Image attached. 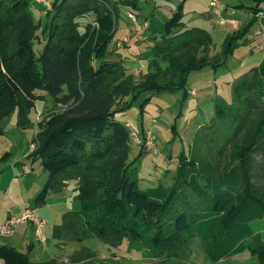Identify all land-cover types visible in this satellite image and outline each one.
<instances>
[{"label":"trees","instance_id":"16d2710c","mask_svg":"<svg viewBox=\"0 0 264 264\" xmlns=\"http://www.w3.org/2000/svg\"><path fill=\"white\" fill-rule=\"evenodd\" d=\"M185 1L155 40L148 74L136 78L108 54L121 8L137 9V0H54L44 21L34 19L31 0H0V120L16 113L17 126L27 128L43 97L38 92L62 107L38 122L35 149L27 157L49 175L36 207L77 182L80 208L54 228L57 247L89 239L117 247L127 240L156 259H187L190 243L198 239L211 264L244 252L264 264V240L251 228L264 219V17H258L264 0L238 7L252 20L227 35L216 56H210L207 31L184 29ZM89 15L94 22L81 32L80 21ZM257 22L262 62L233 82L229 101L214 100L213 117L195 132L189 152L179 155L172 184L142 190L135 165L146 151L141 147L130 159V129L117 115L143 95V119L153 95L181 94L171 126L175 137L191 77L225 68ZM39 33L44 44L36 52ZM32 254V245L26 254L0 247L4 264H63L35 262Z\"/></svg>","mask_w":264,"mask_h":264},{"label":"rangeland","instance_id":"374dc122","mask_svg":"<svg viewBox=\"0 0 264 264\" xmlns=\"http://www.w3.org/2000/svg\"><path fill=\"white\" fill-rule=\"evenodd\" d=\"M182 2L183 0H174V2L172 3H170L168 0H162V3L160 4V8L155 12V15H154L155 17H152V19L150 20V23H149L150 27L146 32L147 34L146 37L144 38V40H147V42L141 41V45L139 46V50L143 52V56H145L147 59L151 57V50L149 51V48L147 47V45L154 44L155 40L161 39V37L165 34V24L171 19L173 14L177 11L176 4L178 3L180 4ZM227 3L243 4L245 6H252L254 4V1L253 0H239V1L227 0ZM31 4L32 6H34L36 3L34 0H31ZM223 4L225 3L223 2ZM202 10H205V9L203 7V4H201L199 0L196 2L194 0H189V1L186 0L183 3V13L185 17V23L191 27L209 26L208 19H206L208 21L207 22L204 16H202L203 14H201ZM40 13L41 15L39 16L41 17L45 16L44 14L42 15V11ZM124 13H125L124 9L120 10V13L117 17V25L122 21H129L127 16ZM248 14H249L248 10L243 9V8H236L234 18L237 22H240L239 29H243L252 20V16ZM259 14H262V13H259ZM259 14H258L259 19L261 17H264L263 14L262 15H259ZM259 19H258V22L261 21ZM93 22H94V17L92 15H89L86 18L82 19L80 21V31L83 32L85 26L88 23H93ZM258 22L256 24H258ZM136 23L138 24L137 19H136ZM205 23L207 24L205 25ZM213 23L217 27L215 29V33L213 34L217 43L220 41V39L218 38L220 36L218 35L219 31L222 30L221 34L223 36L225 34L229 35L237 31L233 29V27L228 26L229 28L228 29L225 25H223L225 26L223 27L215 21ZM256 24L250 29L248 35L246 36L245 38L246 42H244L243 47H241L242 49L238 52L239 54L243 53L245 48H248V46L251 47L252 55L258 52H262L263 32L261 31V27L259 25L257 27ZM43 25H44V22H43ZM227 30H229L228 34H227L228 32ZM43 44H44L43 36L39 33V40L37 41L36 47H35L36 52H39L42 49ZM262 60H263L262 54L258 55L256 58L249 59L248 62H250V65L248 67L250 69L257 67L262 62ZM228 64L229 62L227 63V66ZM227 73L228 71L225 72V74ZM242 75L243 74L239 75V77ZM192 92L193 91L189 92V96L195 95V93L193 94ZM38 94L42 95L43 97H42V100L37 102L34 111L30 113V117H29L30 123L27 128L21 129L20 127L17 126V114L16 113L12 114L10 117L4 120H0V172L4 173L3 174L4 177H7L8 175L9 176L12 175V170L14 166L17 163H20L26 154H29L31 152L32 150L31 142L35 139V136L37 134L38 122L41 120H45L51 114L60 112L62 110V107L57 105L54 102V99L52 97H50L49 95L40 93V92H38ZM167 95L171 98L170 99L164 98L163 94H159L156 96L153 103H151V105L149 104L150 106L147 105V108H148L147 111H148L149 117L153 118L156 114V116H159L158 122L160 123V126L156 127L158 129H155V130L149 129V131H151L154 135L155 148L153 150H147V148L143 144V141L145 138V132L147 130H144V129L139 130V133L136 132L135 134L134 129L131 126H127L130 129V133H131L130 144L132 147V152L130 155V159L134 160L137 157L141 147H144L146 151L145 156L142 159H140L135 165L140 173V178H141L140 188L142 190L146 188L155 187L157 183H160V182L164 183L166 186H169L172 184L173 177L177 169L178 157L182 152H189L190 146L193 143L194 134L199 129L197 127L196 128L194 127L192 129V139H190V137L186 138V136L176 137L177 135H175L174 137V135L171 132V126L175 120V117L179 113L180 102L177 107L169 108L173 106V104L171 103H174L175 99L173 96H170L169 94ZM229 95H230V91H229ZM144 98L145 96L142 95L139 98V100L143 101ZM127 99L129 101V98ZM167 104H169L170 106ZM135 107L137 108L139 112L138 103H137V106L134 104L127 111L128 116L131 118V120L135 119L137 120V122L141 124L142 118L140 117V112L136 114L134 112ZM160 109H165V110L164 112H160L159 111ZM119 114H122V113H119ZM183 116L184 114L182 113V116L177 122L178 126H180V123L182 124L181 120ZM172 117L173 119H171L172 120L171 121L170 118ZM189 127L190 125L183 127V129L179 128V131L182 133L185 132L189 134L191 132V131L189 132L190 130ZM133 134L137 135L138 137L137 139H139V141L141 142H137L136 139H134V136H132ZM7 152L11 153L10 154L11 158L9 160L2 161V157ZM28 162H29L28 164L29 166L30 165L34 167L38 166L37 162L30 161V160ZM7 196H8V193H7ZM7 196H6V199H8ZM2 198L3 197H0L1 201H2ZM251 228L255 233H260L262 235V239L264 240V219L257 220L251 223ZM189 248L191 250V255L188 256L187 259H179V258H174V257L156 259L145 249L141 248L138 245L131 244L127 240L123 241L120 246L112 247L97 239H89L81 243L72 242L70 244L69 250L65 253V254H68V252H70V254L69 255L64 254L65 256H60L57 260H59L63 264H85V263H90V264H211L207 256L204 254L201 243L198 239L192 241L189 245ZM59 249L64 250V246H61V248ZM72 258L74 259L71 260ZM229 259L221 260L217 264H235L236 263V260L230 261ZM240 260H243V263H247V264H251V263L257 264L258 262L257 258L252 257L250 254L248 255V259L244 260V257H243Z\"/></svg>","mask_w":264,"mask_h":264},{"label":"crops","instance_id":"0c3cea01","mask_svg":"<svg viewBox=\"0 0 264 264\" xmlns=\"http://www.w3.org/2000/svg\"><path fill=\"white\" fill-rule=\"evenodd\" d=\"M48 1L52 3L54 0H48ZM137 1H138L137 9H133L130 7L121 8V10L122 9L125 10L124 14L127 16L129 21H122L118 25L116 23V31L109 48L108 59L112 61H122L128 75L135 76L136 78H142L146 74H148L149 58L147 59L145 56H143V52L139 50V46L141 45V41L147 42V40H144V38L146 37L147 35L146 32L150 27L149 24L150 20L152 19V17H155L154 16L155 12L160 8V4L162 3V0H137ZM168 1L170 3L174 2V0H168ZM194 1L196 2L198 0H194ZM199 1L201 4H203V7L205 9L201 11V14H203L202 16H204L205 20L208 19L209 22L207 20L206 21L208 22L209 26H203V27L188 26V24L185 23V17H184L182 20L184 29L199 28L207 31L213 39V46L211 47L210 56H216L220 53L222 43L227 35L225 34L223 36L221 34L222 30L219 31L218 35L220 36L218 38L220 39V41L217 43L213 35L217 27L213 23L214 20L211 19V15L209 13V0H199ZM221 1L222 3L223 2L225 3L224 4L225 6L233 10L234 12L233 18L235 15L236 8L243 5V4L227 3V0H221ZM178 5L179 3L176 4V9ZM40 6L42 5L38 3H36L34 6L31 5V10L34 19L36 21L45 20V16L41 17L39 15H41L40 13L41 11H42V15L43 14L45 15L47 10L43 6L42 7ZM129 14L135 16L139 25H142L143 27L147 25L146 27H144V33L142 35L135 34L134 32L135 24L129 18ZM206 24L207 23H205V25ZM237 24H238L237 27L236 28L233 27V29L235 30L239 29L240 22H237ZM256 25L258 27L259 24ZM226 27L228 28V26ZM227 31L228 34L229 30ZM152 46L153 44L147 45L149 51L151 50ZM241 49L242 48H240L234 53L233 57L229 61L228 66H226L225 69L223 68L224 70L220 69L216 72L206 71L195 74L191 77V80L189 82V92L193 91L192 93L193 94L195 93V95L189 96L188 102L186 103L183 112L184 116L181 120L182 124L180 123V126L177 125L176 137L186 136V138L190 137V139H192V129L194 127L200 128V126L207 123L213 117V105L216 97H222L227 101H229V91L231 88L230 85H232V83L239 77V75L246 73L250 69L248 67L250 65V62H248L249 59L256 58L258 55L262 54V52H258L252 55L251 47L249 46L248 48H245L243 53L239 54L238 52ZM227 71L228 73L225 74V72ZM169 95L173 96L175 99V102L171 103L173 104V106L169 108L177 107L179 102L181 101L180 100L181 94H172V95L169 94ZM156 96L157 95L152 96L150 105L151 103H153ZM163 96L164 98H169V99L171 98L167 94H163ZM140 102L141 101L138 100L137 102L138 106ZM137 103L135 104L136 106ZM147 109L148 108L146 107L145 115L142 119L141 124L137 122V120L135 119L131 120V118L128 116V112H124L122 114L117 115V118L118 120L123 122L126 126H131L134 129L135 134L136 132L139 133V130H143V129L144 130L158 129L156 127L160 126V123L158 122L159 116H156L155 114L153 118L149 117ZM164 110L165 109H160L159 111L164 112ZM134 112L136 114L139 113L136 107L134 108ZM171 119H173V117L170 118V120ZM189 125H190L189 132L191 131L189 134L185 132L184 134L179 131V128L183 129V127ZM31 152L29 154H31ZM29 154H26L21 160V162L17 163L14 166L12 170V175L10 176L8 175L7 177H4L3 175L4 173L0 172V197H3L2 201L0 199V224L4 223L10 216L20 214L26 206H28L32 210H35L38 216L45 222V224L40 230H37V227L35 225L28 223L19 226L10 235L7 236L0 235V247L2 246L13 247L17 251L26 254L28 252L29 245H32L33 246L32 260L35 262H49L52 261L53 259H58L60 256H65L70 254V252H68V254L65 253L69 250L70 244L72 242L66 243V245H64V250H62L63 248L59 249L57 247L58 242L53 238V232L56 226L61 225L62 218L66 213L77 211L80 208L79 203L75 201V197L77 196V182L76 181L68 182L62 192L50 193L47 197L46 204L43 207H36L34 203L35 199L46 185L49 175L47 172L44 171V169L40 166L38 162H37L38 164L37 167L28 165L29 160H27V157ZM10 158L11 155L8 158V160ZM23 165L28 166L31 169L30 174L28 175L23 174L22 172ZM6 196L8 197V199H6ZM248 255H249L248 252H244L243 254L232 257L229 260L230 261L236 260L235 264H247V263H243V260L240 259H242L243 257L244 260L248 259ZM0 264H4V262L0 260Z\"/></svg>","mask_w":264,"mask_h":264},{"label":"built area","instance_id":"2783aa9c","mask_svg":"<svg viewBox=\"0 0 264 264\" xmlns=\"http://www.w3.org/2000/svg\"><path fill=\"white\" fill-rule=\"evenodd\" d=\"M35 3L41 4L46 10L51 9V2L48 0H34ZM209 13L212 17V20L219 23V25H225L230 27H236L237 21L233 18V10L231 8H228L225 6L221 0H210L209 1ZM264 15V13H262ZM129 18L133 21L135 24V33L138 35H141L144 31V27L138 25L136 23V18L129 14ZM134 139H136L137 142L139 139H137V135L133 134ZM143 144L147 148V150H153L155 148L154 143V135L151 131L147 130L145 132V138L143 141ZM23 172V171H22ZM28 170H25L23 174L28 173ZM33 224L37 227V230H40L45 222L42 219H38L35 215L30 213L29 211L24 212L21 216H10L4 223L0 224V235H10L12 234L19 226L24 224Z\"/></svg>","mask_w":264,"mask_h":264},{"label":"bare ground","instance_id":"6f19581e","mask_svg":"<svg viewBox=\"0 0 264 264\" xmlns=\"http://www.w3.org/2000/svg\"><path fill=\"white\" fill-rule=\"evenodd\" d=\"M209 1H210V0H209ZM259 15H262V14H259ZM236 27H237V24H236ZM236 27H234V28H236ZM31 149H32V150L35 149V144H31ZM25 170H28L29 172L26 173V174H24V175H28V174L31 173V169H30L28 166L23 165V166H22V171L24 172ZM26 211H29L30 213H32L33 215H35L38 219H41V218L38 216V214L36 213V211H35V210H32V209L29 208L28 206H26V207L22 210V212H21L20 214H18V215H14V216L19 217V216H21V215H22L24 212H26Z\"/></svg>","mask_w":264,"mask_h":264}]
</instances>
